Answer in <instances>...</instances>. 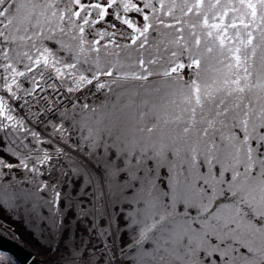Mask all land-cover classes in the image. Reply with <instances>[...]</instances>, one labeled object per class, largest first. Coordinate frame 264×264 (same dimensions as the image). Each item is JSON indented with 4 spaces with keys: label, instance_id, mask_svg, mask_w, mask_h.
Wrapping results in <instances>:
<instances>
[{
    "label": "snow or ice",
    "instance_id": "snow-or-ice-1",
    "mask_svg": "<svg viewBox=\"0 0 264 264\" xmlns=\"http://www.w3.org/2000/svg\"><path fill=\"white\" fill-rule=\"evenodd\" d=\"M25 205L56 264H264V0H0V209Z\"/></svg>",
    "mask_w": 264,
    "mask_h": 264
},
{
    "label": "rangeland",
    "instance_id": "rangeland-1",
    "mask_svg": "<svg viewBox=\"0 0 264 264\" xmlns=\"http://www.w3.org/2000/svg\"><path fill=\"white\" fill-rule=\"evenodd\" d=\"M40 147H44V145H40ZM27 207L29 206L25 205L16 209H8V215H5L4 210L0 209V219L5 220L7 225L11 226L12 231L2 230H6L5 233L9 237L18 239L17 243L39 258L42 264H56L58 252L55 249L58 248L57 241L60 238L52 239L48 232H42L41 228L43 225L40 221L33 222L30 219L25 211ZM42 211L47 215L46 209ZM84 239L87 241L88 238L85 236Z\"/></svg>",
    "mask_w": 264,
    "mask_h": 264
},
{
    "label": "water",
    "instance_id": "water-1",
    "mask_svg": "<svg viewBox=\"0 0 264 264\" xmlns=\"http://www.w3.org/2000/svg\"><path fill=\"white\" fill-rule=\"evenodd\" d=\"M0 251L13 256L19 264H35L32 262L33 254L8 236L0 234Z\"/></svg>",
    "mask_w": 264,
    "mask_h": 264
},
{
    "label": "bare ground",
    "instance_id": "bare-ground-1",
    "mask_svg": "<svg viewBox=\"0 0 264 264\" xmlns=\"http://www.w3.org/2000/svg\"><path fill=\"white\" fill-rule=\"evenodd\" d=\"M26 114V113H25ZM35 261V263H36V261H39V258H37L36 256H35V259H32V262H34ZM42 264V263H41Z\"/></svg>",
    "mask_w": 264,
    "mask_h": 264
},
{
    "label": "trees",
    "instance_id": "trees-1",
    "mask_svg": "<svg viewBox=\"0 0 264 264\" xmlns=\"http://www.w3.org/2000/svg\"><path fill=\"white\" fill-rule=\"evenodd\" d=\"M121 43H123L124 41L123 40H120Z\"/></svg>",
    "mask_w": 264,
    "mask_h": 264
}]
</instances>
